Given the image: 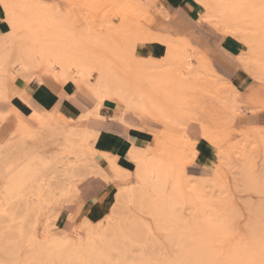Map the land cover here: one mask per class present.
I'll use <instances>...</instances> for the list:
<instances>
[{
  "label": "rangeland",
  "instance_id": "rangeland-1",
  "mask_svg": "<svg viewBox=\"0 0 264 264\" xmlns=\"http://www.w3.org/2000/svg\"><path fill=\"white\" fill-rule=\"evenodd\" d=\"M8 1L20 9L25 22L20 18L23 26L19 29L10 26L0 0L7 36L15 30L19 35L30 34L38 40H46L61 35L63 28V32L72 37L82 36L86 31L96 36L95 40L91 39L86 32L90 40L83 39L80 45L98 59L107 61L125 78L124 82L130 84L131 90H139L148 109L145 115H140L120 99L106 101L121 106L119 113L124 111V117L129 114V124L122 121L125 125L153 134L152 142L146 147L153 154L172 160L175 167L182 166V171L178 168L177 171L182 173L183 188L195 180L203 187L200 195L179 198L176 218L163 217L171 219L165 221L167 226L149 215L146 207L117 204L119 189L138 186L135 162L131 152V161L121 157L118 165L129 171L130 176L127 180L118 178L104 152L98 151L104 125L97 124L95 121L99 119L91 117L88 127L95 130V134L98 131V137L86 147L85 152L93 149L96 152L88 155L90 160L86 166L74 153H65L62 157L59 153L44 155L46 165L34 182H41L45 190L40 199L41 209L24 217L23 238L18 237L16 229L21 222H11L8 213L0 212V240L11 235L16 238L13 245L6 240L0 241V264H62L61 258L59 261L56 257L35 253L25 236L32 230L40 235L48 227L51 234L59 237H76L78 231L85 238L81 227L90 225L97 229L100 223L103 227H111L107 217L117 210L131 219L144 220L153 229L144 228V236L139 234L138 238L131 234L124 238L115 234L114 239L111 235V240L121 245L128 255L124 257L115 250L108 251L101 264H109V260L110 264H117L121 259L129 264L139 256L159 260L172 254L168 247L169 235L158 225L171 229L175 241L173 248L183 246L184 250H189L186 252L189 256L183 255L189 258L185 257V264L197 260L196 264H264V0H223L222 6L234 11L225 18L230 22L228 29L224 28L226 22L222 15L216 14L217 0H207V3L193 0L197 8L193 19L187 15L165 16L161 0ZM147 30L165 37L167 42L136 39L138 34L141 38L147 35ZM101 35L106 36L107 39H103L106 42H96L98 36L102 40ZM30 36L28 38H32ZM43 66L39 69L46 68ZM181 71L189 72L188 81L177 78ZM95 80L96 75L91 78ZM76 87L85 102H89L85 110L93 108L95 103L91 100L94 99L85 85ZM13 104H16L15 99ZM6 109L0 108L2 113H8L6 118L0 115V146L14 130L24 125L18 119L24 120L30 128L36 126L26 117L31 113L28 107L19 108L22 112L17 108L18 113H13L14 108ZM76 123L71 126L76 127ZM202 146L209 151L207 162L201 161L199 147ZM4 184L0 172V190ZM166 188V193H172L171 184ZM31 194L28 191L25 195ZM201 239L207 240L206 243L202 244ZM90 245L83 241L79 250L83 258L72 264H89L91 258L86 249Z\"/></svg>",
  "mask_w": 264,
  "mask_h": 264
},
{
  "label": "bare ground",
  "instance_id": "bare-ground-1",
  "mask_svg": "<svg viewBox=\"0 0 264 264\" xmlns=\"http://www.w3.org/2000/svg\"><path fill=\"white\" fill-rule=\"evenodd\" d=\"M203 2L207 3V0H204ZM1 3L5 9V20L8 22V24L14 29L21 28L23 25H21L20 18H22V21L24 18L22 17L23 15L20 16V9H17V7L8 0H1ZM223 3V0H217L216 14L222 15L224 21L220 19V22H226L224 28L228 29L229 26L227 24H230V22L227 20L225 21V18L228 17V13H233L234 11H228L222 6ZM149 6L150 5H147L146 7ZM17 10H19V12ZM21 10L23 9L21 8ZM55 12L56 11H54V13ZM54 23L58 24V22ZM24 25L26 24L24 23ZM235 27L237 26H234L233 28ZM64 29L65 28H63V31ZM236 29L237 28H235V30ZM124 30L125 29H123V31ZM63 31L60 29L61 35H54L56 38L52 36L46 40H38L33 38V36H30V34L19 35L16 34L15 30L14 32H10L8 36V33L0 35V102H11L15 95L20 93L23 94L33 79H36L38 73L42 71L47 72L49 81H72L77 86H80V84L85 85V90L95 102L94 108L86 111L84 115L81 114L77 120L70 116H66L62 111L50 112L47 109L39 110L35 108L34 111L26 117L33 123L35 122L36 126L34 128H30L24 120L17 118V121L23 122L24 125L22 127H18L17 130H14L8 140L1 144L0 172L3 175L5 184L3 189L0 190V212H2L1 214L8 213L10 217L9 221L11 220V222H15L17 224L21 222L16 228L18 229L17 233L18 237L20 238H23V235L25 234V230L23 228V223L25 221L24 217L33 213H37L41 209L40 203L42 200L40 199L42 198L45 190L42 187L43 184L41 182H39V184H34V182L38 180L37 175L40 173L41 168H44L46 165L44 155L50 154L53 156L55 153H59L62 157L65 153H74L76 154L77 158H80L83 162L85 161L84 165L86 166L88 163L87 161L90 160L88 155L96 153L94 152V149L90 150L89 153L85 152L86 147L91 142V140H96L97 137V135H95V130L88 127V123L91 117L96 119L103 118L102 115L99 114V110L105 100H110V98L120 99V101H122L127 108L133 109L134 113L138 112L140 115H145L148 109L146 100L141 97L142 94L139 92V90H137L138 92H136V90H131L129 86L130 84L125 83V78L115 72L114 68H112L109 63H107V61L103 60L102 58L98 59L97 57L93 56L92 53L86 51L84 46L82 47L80 45L83 39L90 40L89 35H87V31V33H81L82 36L79 37H72L69 32L68 35ZM148 32V36L142 33L144 34V37L141 38V36L138 34L136 39L140 37L138 40L142 42H150L154 40L162 41L160 43L164 44L167 42L164 39L165 37H159L158 35H154L152 32H149L150 34ZM105 35L104 37L101 35L102 40H100L101 38L98 36L99 38L97 37L96 42L103 41V39L106 38ZM28 36L32 38H28ZM7 37L9 38L6 39ZM91 37V39L94 38L95 40L96 36L94 37V35H91ZM166 38L168 37L166 36ZM106 39L104 40L105 42ZM110 40H112V38ZM113 41H115V39ZM6 44L8 45L6 46ZM135 44L136 42L133 43V46H135ZM128 46H130V43ZM172 52L170 53L172 54ZM188 64L189 60H187L186 65L189 66ZM42 65H44L46 68L39 69V67ZM95 75L96 80L91 81V78ZM218 75L219 74H217V76ZM177 76L178 79L188 81L189 72L181 71ZM133 89H135V87ZM140 90L142 92L141 88ZM16 110L17 109L14 108V111H11L15 113L17 112ZM123 113L124 111H122L121 114L119 113L118 118L124 123H128ZM7 114L8 113H2L0 111V115L5 118L7 117ZM75 121H77L75 124L76 127H72L71 125H73ZM131 153L135 162L134 174L135 179H137L136 182L138 186L136 188L130 187L128 189H119L118 193L116 194L117 204H122L126 207L130 206L131 208H133V205L136 207L138 206L141 209L146 207L147 213L149 215H152L157 220H162L165 222L171 219L163 218L164 216L176 218L174 217L176 215L175 207L179 203V198H188L187 196L191 194H201V189L203 186H200L201 182H195L196 180L190 182L191 184L188 186L186 185V187L184 185V187L188 190L183 188V184L180 182V176L182 173H178V171H182V166L175 167V163L172 160H169L168 158V160H165L162 155H155L148 148L141 149L134 147L131 149ZM104 154L107 158L108 165L115 169L118 178L121 176L127 180L130 176V172L125 169V171L122 170L116 162L115 157L110 156V153L108 154L107 152H104ZM185 160L186 159H184L182 163ZM95 164L97 165V162H95ZM180 165L181 163L179 166ZM100 171L103 172L102 169H100ZM71 174V176L75 175L73 172ZM104 174L106 175L105 172ZM184 179L188 180L186 176ZM168 184H171V187L173 188L172 193L171 191L167 192L171 193L170 195L165 192ZM28 191H31L32 196L27 197L30 195L29 193L27 196L25 195ZM133 210L136 212L135 209ZM107 219H109L108 223L112 224L111 227H103V223H100L99 228L96 227L97 229H92L90 225H88L86 228L81 227L85 238H82L78 231L75 232L76 237H72V235L71 238L67 236L69 239L66 237H59L58 235L56 236L55 234H51L49 228L47 227L43 229L40 235L36 234V232H33L34 230H32L29 236H25V239L26 242H29L28 244L33 248L35 253L37 252V254L41 253L44 255H50L52 257L58 258L59 261L61 258V261H64L62 264H72L74 261L83 258L81 257L79 250L84 241L88 244H91L86 249V253H88L91 258L89 264H101V261L106 255H108V251L111 252L115 250L119 252L121 256H124L125 254L128 255L124 248H120L121 245L114 243L111 240V235H114V239L117 237H115V234L120 236L122 235L123 238L127 237L128 234H131L138 238L140 237L139 234H142L144 228L148 229V231H152L153 229L150 228L151 226L149 227V225H147L144 220L142 222L139 219H134V217L131 219L125 216L123 213H120L119 210H117L112 216L107 217ZM33 225H35V223ZM164 225L167 226L169 224L168 222H165ZM114 226H117V228ZM158 226L161 231L163 230L169 235L168 247L169 250H171V253H173L170 255H168V253L167 256L162 257L159 260L158 258L156 260H147V258L139 256V258L129 264H185V257L187 256L183 255H186L189 250H184L185 247L183 248V246H180L179 248H173L172 245L175 241L173 240L172 236L174 234L171 233V229L162 227L160 225ZM0 227L2 228V222H0ZM7 227L9 226L7 225L6 228ZM144 234L145 233H143L142 236H144ZM128 237L130 236L128 235ZM4 240L10 242L12 245L16 242L15 236L12 235L4 237V239L0 241ZM206 241L207 240H202L201 242L204 244ZM248 251L249 249L247 252ZM200 257L199 259H201ZM186 261L188 260L186 259ZM110 263L111 262L109 260V264ZM193 263H198V260L197 262ZM117 264H125V262H123L121 259V262Z\"/></svg>",
  "mask_w": 264,
  "mask_h": 264
},
{
  "label": "crops",
  "instance_id": "crops-1",
  "mask_svg": "<svg viewBox=\"0 0 264 264\" xmlns=\"http://www.w3.org/2000/svg\"><path fill=\"white\" fill-rule=\"evenodd\" d=\"M161 5L162 9H164V15L167 14L171 17L187 15L190 19H193V16H195V12L197 10L193 0H161ZM2 16L4 17L2 8L0 7V35L4 34V30L6 29V25L3 23L4 21L2 20ZM199 23L205 24L202 21ZM83 98V96H80L76 85H74L72 81H49L47 72L42 71L38 73L36 79H33L23 94L20 93L15 95L10 103L0 102V108L23 109L28 107L31 113L35 108H41V110L47 109L50 112L59 110L62 111L66 116L76 119L83 112L92 109L88 108L85 110L88 107L89 102L86 101V103ZM14 99L16 104H13ZM91 101L94 102L93 100ZM105 102L99 110V114L102 115L104 119L102 118L95 121L99 125H104L102 128L104 130L102 138L98 142V151L101 153H110L111 156L115 157L117 163L121 157H124V159L127 161H131L129 157L131 149L134 147L141 149L148 147V145L153 140V134L145 130H140L136 127L134 128L125 125L122 121L117 119L122 107H117L115 104H109ZM20 109L19 111H21ZM128 115L125 116L126 121L131 119V117ZM95 135L98 137V131ZM199 149L201 161L207 162V156L209 152L208 149L206 146L199 147Z\"/></svg>",
  "mask_w": 264,
  "mask_h": 264
}]
</instances>
